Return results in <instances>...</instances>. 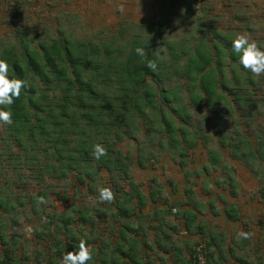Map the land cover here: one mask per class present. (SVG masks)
<instances>
[{
	"label": "trees",
	"instance_id": "1",
	"mask_svg": "<svg viewBox=\"0 0 264 264\" xmlns=\"http://www.w3.org/2000/svg\"><path fill=\"white\" fill-rule=\"evenodd\" d=\"M55 30H47L37 38L34 35L22 38L18 43L0 38V58L8 60L10 74L26 79L29 84L27 89H22L21 96L10 106L13 123L6 125L8 138H0V142L4 144L0 147V158L6 155L5 160L14 163L15 166H0V178L3 176L0 180V264H26L27 256L24 252L26 247L22 246L21 236L9 231L12 227L8 225L10 224L8 217L10 210H17V207L23 204L19 195L23 190L30 189L28 185L33 179L32 176L35 175L37 181L42 180L44 183L43 175L50 170L53 178L57 180L64 179L69 172L83 170L81 173L78 172V182L83 188L89 189L87 194L93 198L98 189L97 181L101 180L98 174L102 170L113 175L116 172L120 178H123L122 175H125L126 179L130 177L132 157L118 147L126 138L138 143L136 164L141 168H145L148 159L157 158L154 154L157 151L173 158L176 156V161H180V167L185 169V159L190 157V151H195L199 144L198 139L187 138L184 130L181 132L174 130V124L165 114L164 106L169 108L172 105L169 95L161 86L153 91L162 79L155 71L147 68L134 51L135 47L144 45L148 57L157 59L158 62L159 45L156 42L158 35L156 36L154 32V35L148 33L149 30H139V33L133 34L130 44V41L123 42L118 39L122 34L121 30H118L114 37L103 34L94 39L86 37L84 40L70 38L67 36L70 32L67 33L66 29ZM112 38L116 39L113 41ZM207 60L203 67L209 65L210 59ZM203 67L198 71L201 72ZM187 69L186 67V71ZM202 79L201 85H205V79L203 77ZM44 86L49 90L43 89ZM210 87L205 85L202 89L214 94ZM58 90H61V94L56 99ZM47 91L52 92V98L47 96ZM160 92L165 100L164 106L156 100ZM142 102L146 106L152 105L158 115L157 118L151 119L154 127L151 135L156 134L159 137L150 142L148 147L144 146L146 142L142 143L137 136L141 132L138 120H143ZM29 108L34 109L36 119L34 125L31 124ZM173 110L184 120L181 111L175 108ZM59 131L61 136L56 134ZM164 132H167V137L165 134L162 135ZM113 136L114 142H110ZM28 138H32L33 144L36 143L25 147L22 144ZM96 143L102 144L107 150V155L100 160L92 155V145ZM11 145L18 147L20 151L13 152L14 148H10ZM233 153L236 157L240 156L234 157L236 160L240 159L245 163L251 162L259 155L260 159L264 158L260 148L252 149L249 142L234 144ZM219 162V158L213 154L212 165L216 166ZM13 169L15 174L10 172ZM35 171L38 175L34 173ZM224 171L228 170L224 168ZM26 172L30 176L24 180ZM225 183L230 186L231 198H236V179L229 176ZM48 191L43 189L36 194H30L28 201L32 204L31 215L41 222L33 227V236L29 237L36 239L41 245L45 244L43 249L34 255L36 264H60L61 255L68 251L75 252L80 239L86 240L92 246V250L98 253L93 256L90 264H156L157 261L164 264L166 259L163 254L159 255V260L152 256L157 254L156 249L162 253L175 254L176 258L180 257V246L176 243L177 240H169V237L155 240L152 245L150 239H147L149 231L145 227L147 224L145 221L158 220L163 223L169 215L170 222L176 221L177 235L186 237L192 230L196 214L192 210L181 211L184 207L193 210L198 207L197 202H194L197 198L189 184L184 190L187 198L185 202L169 203L167 198H163L168 206L167 210H162L159 216L152 213L146 220L142 214L143 205L147 203L149 196L154 203L157 201L154 198L156 190L147 195L138 189L129 192L124 188H116L114 197L117 201L104 203L111 208L109 212L98 208L100 211L92 214L90 210L93 203L89 201L85 202L83 210L72 205L73 208L65 212L49 214ZM13 192L17 193L16 201L19 203H12ZM80 192L83 194L84 191ZM37 197H43V202L41 203ZM223 201L226 203V200ZM226 207L228 208L226 215L230 220H240L236 207L230 205ZM180 217L185 218L184 227H179ZM108 220L112 222L107 225ZM102 223L106 224L107 231L99 228ZM202 226L211 231L202 240L210 250L215 245L220 253L217 256L214 251L210 254L209 250L210 260L216 264H226L221 258L228 252L227 246L230 253H233L234 243L226 245L227 237L224 234L208 228L205 224ZM74 229L80 231V238L67 235L74 232ZM122 232L128 236V240L122 236ZM243 241L248 243L246 239ZM125 245L128 249H123ZM143 246H149L152 251L148 254L149 263L144 262L142 258ZM114 252L120 254L119 263L114 261ZM238 260L237 264H264V259L260 255H253L248 260Z\"/></svg>",
	"mask_w": 264,
	"mask_h": 264
},
{
	"label": "rangeland",
	"instance_id": "2",
	"mask_svg": "<svg viewBox=\"0 0 264 264\" xmlns=\"http://www.w3.org/2000/svg\"><path fill=\"white\" fill-rule=\"evenodd\" d=\"M191 6L193 9H190ZM57 28L69 31L67 36L72 39H94L103 34L114 37L121 30L118 39L130 41V44L133 34L139 33V30H149L148 33L158 35L159 60L155 74L162 80L153 91L161 86L169 95L172 105L166 107L162 89L156 100L162 106L165 105V114L174 124L175 131L184 130L187 138L199 141L195 151H190V157L185 159V169L180 167L176 156L173 158L157 151L154 153L157 158L148 159L145 168H141L136 164L138 143L126 138L118 147L132 157L130 177L126 179L122 175L123 178H120L116 172L115 176L102 170L98 174L101 180L97 181V188L110 187L114 203L117 201L114 197L116 188H124L129 192L138 189L147 195L156 190L158 198H167L169 203H174L183 198L178 194L189 184L198 192L201 190L207 200L217 195L226 198L239 209L238 228L250 234L246 239L250 242L240 251L239 259L248 260L247 256L255 248L256 255L264 259V158L255 156L254 160L245 163L236 160L240 156L236 157L233 153L234 144L249 142L252 149L260 148L261 155H264V75L253 76L242 69L230 47L236 33H247L258 46L264 47V0H0V38L18 43L22 38L32 35L37 38L47 30L56 31ZM115 39L112 38L113 41ZM208 58L209 65L203 67ZM200 67H203L201 72L198 71ZM202 77L214 94L202 89V86L205 87L201 85ZM43 89L49 90L45 86ZM60 91H56V99ZM46 94L52 98V92L47 91ZM141 105L143 120H138L141 132L137 136L148 147L150 142L159 137L151 135L154 130L151 119L158 115L152 105L146 106L144 102ZM174 108L181 111L184 120L178 117L179 113ZM29 114L34 125V109L29 108ZM56 134L62 135L60 131ZM164 134L168 136L167 132ZM8 135L6 125L0 124V138L7 139ZM114 138L110 142H114ZM31 144L33 140L28 138L22 145L28 147ZM2 145L3 142H0V147ZM10 148H14L13 152L20 151L14 145ZM213 154L221 162L216 166L212 165ZM5 159L6 155H2L0 166L15 167L14 163H8ZM224 168L228 171H224ZM14 171L10 170L12 174H15ZM72 172L67 173L64 179L57 180L50 170L43 175L44 183L42 180L37 181L35 175L32 176L28 185L30 189L23 190L19 195L23 204L17 210L9 209L10 224H7L12 227L9 231L21 236L22 246L26 247V264H36L34 255L45 245L29 237L33 236V232L27 234L24 231L25 225L34 227L41 223L30 213V194L49 190V214L65 212L73 208L72 205L83 210L85 202L89 201L93 203L90 210L92 214L100 210L111 211L107 204L96 202L97 193L90 198L87 194L89 189L83 188L78 182L77 176L83 170ZM34 173L38 175L36 171ZM29 176L26 172L23 179ZM229 176L236 179L235 200L231 199L230 186L225 183ZM82 190L83 194L80 192ZM171 191L174 196L170 195ZM16 194L11 197L14 199L12 203H19ZM111 222L108 220L107 225ZM99 228L107 231L105 223ZM79 232L74 229L67 235L80 238ZM122 236L129 239L124 232ZM123 249H128V246L125 245ZM114 253V261L119 263L120 254ZM97 254L93 250V256Z\"/></svg>",
	"mask_w": 264,
	"mask_h": 264
},
{
	"label": "crops",
	"instance_id": "3",
	"mask_svg": "<svg viewBox=\"0 0 264 264\" xmlns=\"http://www.w3.org/2000/svg\"><path fill=\"white\" fill-rule=\"evenodd\" d=\"M187 187L183 189V192H179L178 195H181L183 198L180 201H176V202H185L187 200V198L184 195V190ZM193 192H194V196L197 198V200H194V202H197L198 207L195 208L194 210L189 209L188 207H184V210L181 211V212H187V210H192L193 212L195 211V214H196V217H195L196 219H194L192 230L188 236L181 237L177 235V232L175 231L176 221L175 223L170 222V220L168 219L169 215L164 219L163 223H160L158 220H152L150 222L145 221L147 222L145 227L149 231L147 239H150L152 245L154 244L155 240H159L162 237L164 238L169 237V240H177L176 243H178V245L180 246V257L177 256L176 258H174L175 254L172 255V253H162L158 251L157 249L155 252L157 254H153L152 256H154V258L159 260L158 259L159 255L163 254L164 258L166 259V262L164 264H187L188 260L191 257V253H192V250L194 249V246L197 244L198 241H201L203 238H205V235L207 236L208 233L211 232L210 230L203 228L202 225L205 224L207 225L208 228L218 230L219 233L224 234L227 237L226 245L234 243L233 253H230V251L228 250L230 248L229 246H227L228 252L224 253L225 257H222L221 259L226 264L227 263L237 264L238 259L240 258L239 256L241 254L240 251L245 246H247L250 241H248V243H244L242 237L240 236V233L242 231L238 228V225H237L239 220L238 221L230 220L228 216L226 215V211L228 210L226 206L230 205L231 207H236V205L235 206L231 205L230 202L226 198H221L218 195L216 197H211V199L209 198L210 200L209 199L207 200L203 197L202 191L200 190V192H198L197 190H195V188L193 189ZM170 195L174 196V192L171 191ZM150 198L151 196L148 197L147 203L143 205L144 207L142 210V214L144 215V220H146L148 215L152 216V213H155V214L157 213L159 216L162 214V210H167L168 208V206L164 203L163 198H158V196L155 195L154 198L155 200H157L155 203L151 201ZM202 199H204L203 202H202ZM223 199L226 200L227 205L226 203H224ZM178 221H179V227H184L185 218L180 217ZM142 248H143L142 249L143 251L141 254L142 258L144 262L149 263L148 254L152 253V251L149 249V246L147 247L143 246ZM209 250H210V247H209ZM255 250L256 248L249 254V256H247V258H250L253 255H256ZM213 251L217 256L220 255L219 250L217 247H215V245L211 247L210 254H212ZM139 253L141 252L139 251ZM156 264H162V263L160 261H157Z\"/></svg>",
	"mask_w": 264,
	"mask_h": 264
},
{
	"label": "clouds",
	"instance_id": "4",
	"mask_svg": "<svg viewBox=\"0 0 264 264\" xmlns=\"http://www.w3.org/2000/svg\"><path fill=\"white\" fill-rule=\"evenodd\" d=\"M230 47L232 54L238 58V63L242 69L253 76L264 75V47L258 46V43L249 34L236 33L231 39ZM134 51L147 68L152 71L157 69V59L148 57L146 46H137ZM28 86L26 79L11 75L8 60L0 58V124L11 125L13 123V113L10 106L21 96L22 89H27ZM92 155L95 159L100 160L107 155V150L102 144L96 143L92 145ZM96 191L97 196L95 199L97 203L113 200V192L110 187H99ZM37 199L41 203L43 202V197H37ZM24 231L31 234L33 231L32 225H25ZM240 235L244 239H248L250 234L241 232ZM92 259V246L86 240L80 239L75 252L68 251L61 255L60 264H90Z\"/></svg>",
	"mask_w": 264,
	"mask_h": 264
},
{
	"label": "built area",
	"instance_id": "5",
	"mask_svg": "<svg viewBox=\"0 0 264 264\" xmlns=\"http://www.w3.org/2000/svg\"><path fill=\"white\" fill-rule=\"evenodd\" d=\"M176 212V210H174ZM187 264H216L210 260L209 248L205 241H199L192 250L190 260Z\"/></svg>",
	"mask_w": 264,
	"mask_h": 264
}]
</instances>
